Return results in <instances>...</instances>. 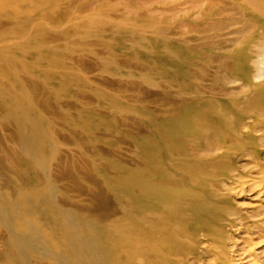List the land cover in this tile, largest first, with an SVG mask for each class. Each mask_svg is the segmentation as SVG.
Instances as JSON below:
<instances>
[{"label":"bare ground","instance_id":"bare-ground-1","mask_svg":"<svg viewBox=\"0 0 264 264\" xmlns=\"http://www.w3.org/2000/svg\"><path fill=\"white\" fill-rule=\"evenodd\" d=\"M60 1L0 0V17L12 19L20 16L27 17V21L38 20L40 16L60 10ZM166 1L90 0L86 2L87 9L81 17L79 12L74 15L73 20H82L85 25L82 28L80 23H73V42L86 45L82 55L104 67H119L130 55V61L145 66L149 75L165 78V93L169 92L168 88L181 91L174 84L188 93L181 94L177 106L162 113L164 115L159 117L157 123H153L149 116L140 118L141 122L145 119L152 124L147 127L149 138L142 134L135 141L139 152L137 168L125 172L128 176L125 186L109 179L107 185L111 192L108 196L96 192L95 204L89 214L94 221L90 219L89 226L83 223L85 219L78 221L73 218L75 213L70 208L60 207L57 194L49 188L50 185L46 188H40L41 184L35 185L25 191L22 206L13 209L17 212L12 219L15 226L12 230L30 251L35 249V254L46 256V264H123L129 263L132 257L138 260L136 264H172L171 259L181 257V249L171 245L174 238L179 236V233L174 236L173 228H186L191 237H210L209 231L202 226L205 221L194 220L192 223L189 220L193 217V211L188 209V197L195 201L203 195L210 201L216 199V212L211 216L226 218V203L220 201L217 192L208 195L205 190H208V186L214 191L222 190L231 178L232 168L228 163L219 167L222 160L228 159L229 153L238 152L246 160L255 147L249 142L258 136L264 141V0ZM79 7L81 9V5ZM180 12L186 15L181 17L178 15ZM167 13L174 15L163 16ZM194 15L203 17L204 25L208 22L205 31L190 34L182 31L179 27L191 22L190 17ZM38 23H41L39 30L50 32L51 28L45 23ZM37 26L32 24L30 30L38 29ZM225 30L233 39L224 43L233 47L222 49L214 56L211 52L214 45L220 46L219 50L225 48L226 44L215 41ZM191 35H194V40L190 42L188 38ZM1 43L0 59L4 60L8 39L0 38ZM208 60L217 62V73L229 78L228 85L238 87L240 92L233 93L237 98L225 96L226 100L215 101L214 98L203 97L198 89L195 91L189 87L192 82L201 84L200 79H194L191 75ZM122 72L126 74L120 69L116 74L124 75ZM6 73L3 74L5 77ZM33 75L31 73V77L37 79ZM214 82L221 84L223 77H215ZM144 83L157 88L152 83ZM222 93L223 88L220 90ZM19 97H24L23 102L27 103V115L29 111L32 113L30 96H24L21 92ZM32 120L33 117L27 116L26 121ZM31 131L33 136L27 143L25 153L41 172L47 173L50 163L40 154L52 141L45 139L37 144L39 133L33 129ZM256 132L260 134L254 136ZM48 172L53 174L52 171ZM109 199L122 201L128 207L127 212L123 216H116L115 207L111 206ZM259 217L264 220V214ZM133 218L136 235L124 227V220ZM208 229L212 231V227ZM218 244L214 240L209 242V252L213 254L211 264H224L218 259L220 253L226 255L227 248L225 244ZM242 252L245 254L247 251ZM109 255L111 258H108ZM31 259L33 261L34 256L29 254L26 262L25 255L24 264H32ZM224 261H227L226 257ZM253 264H264V258H255Z\"/></svg>","mask_w":264,"mask_h":264},{"label":"rangeland","instance_id":"rangeland-1","mask_svg":"<svg viewBox=\"0 0 264 264\" xmlns=\"http://www.w3.org/2000/svg\"><path fill=\"white\" fill-rule=\"evenodd\" d=\"M89 1L61 0L60 10L48 16H40L38 20L35 18L27 21V17L20 16L12 19L0 17V38L8 39L4 60L0 59V264H24V256L27 262L29 254L34 256L32 264L47 263L46 256L35 254V249L30 251L12 230L15 228L12 219L17 212L13 209L22 206L25 191L35 185L41 184L40 188L50 185L49 188L57 194L60 207L70 208L75 213L73 218L78 221L85 219L83 223L89 226L90 219L94 221L89 214L95 204L93 200L96 192L108 196L111 192L107 185L109 179L125 186L128 179L125 172L137 168L139 152L135 141L142 134L148 139L147 127L152 124L145 119L141 122L140 118L149 116L153 123H157L159 117L164 115L162 113L177 106L181 94L188 93L177 84L174 86L181 91L168 88L169 92L165 93V78L149 75L145 66L130 61V55L129 58L125 57L127 60L119 67H104L82 55L86 45L73 42V23L76 21L73 19L77 12L80 17L86 12V2ZM173 15L167 13L163 16ZM178 15L183 17L186 13L180 12ZM190 20L179 28L189 34L205 31L208 22L204 25L203 17L194 15ZM40 21L51 28L49 33L45 29L39 30ZM76 23L85 28L84 21L77 19ZM32 24H38V29L30 30ZM228 32L223 31L220 33L222 36L215 40L226 45L221 50L220 46L214 45L211 50L214 56L233 47L232 44L224 43L233 39V36L227 35ZM193 36H189L188 41H193ZM2 46L1 43L0 49ZM217 65V62L208 60L206 64L198 66L191 76L200 79L201 84L192 82L189 87L215 101L226 100L229 96L237 98L233 93L240 90L235 85L227 84L229 78L217 73ZM119 69L126 74L122 72L124 75H117ZM5 73L6 77L3 75ZM31 73L37 79L31 77ZM215 77H223L224 82H214ZM144 82L152 83L157 88ZM222 88L223 95L220 94ZM21 92L32 99L29 102L33 112L29 111L28 115L27 103L23 102L24 97H19ZM26 115L33 117L34 122L26 121ZM31 129L39 133L37 144L45 139L52 141L46 144V149L40 154L50 163L47 173L41 172L39 166L31 162L25 153L27 143L33 136ZM258 134L256 132L254 136ZM249 143L255 147L246 160L238 152L229 153L228 159L222 160L219 165L228 163L232 168L229 175L231 178L223 185V191H214L210 186L205 190L208 195L217 192L220 201L226 203V218L211 216L216 212V199L210 201L203 195L195 201L188 197V209L193 211V219L190 217L189 220L192 223L194 220L205 221L202 226L209 231L210 237H191L186 228H173L174 236L178 233L179 236L174 238L171 245L181 249V257L171 259L172 264H211L213 254L208 248L211 240L218 245L225 244L227 256L220 253L218 259L224 264H253L255 258H264V233L261 231H264V220L259 217L264 214V141L258 136ZM109 202L115 207L116 216H123L127 212L128 207L122 201L109 199ZM124 222V227L136 235L135 219ZM208 227H212V231ZM243 241L245 244H242ZM245 249L247 252L242 254ZM98 256L101 261V256ZM224 257L227 261H224ZM108 258H111L110 255ZM135 260L136 257H132L129 263L123 264H136L138 260Z\"/></svg>","mask_w":264,"mask_h":264}]
</instances>
